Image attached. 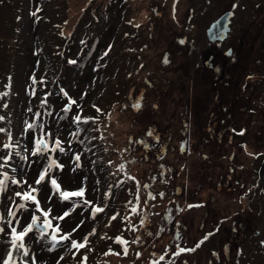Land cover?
Segmentation results:
<instances>
[{"label": "rangeland", "instance_id": "1", "mask_svg": "<svg viewBox=\"0 0 264 264\" xmlns=\"http://www.w3.org/2000/svg\"><path fill=\"white\" fill-rule=\"evenodd\" d=\"M83 3L0 0V39L9 40L0 47L2 145L19 141L13 151L31 148L43 125L65 152L32 158L30 168L23 165L26 178L32 182L51 157L63 165L51 170L62 190L82 187L83 199L104 207L93 219L80 198L74 206L53 196L54 214L73 209L53 221L61 228L58 239L79 225L73 236L78 242L87 236V246L76 250L62 242L53 249L49 231L44 239L26 237L30 255L37 264H154L171 247L172 234L185 231L200 240L190 264H264V142L243 144L250 152L237 156L225 153L210 130L215 90L222 89L217 100L225 106L243 99L236 89L264 92V0H112L81 13ZM228 11L233 41L218 51L206 32ZM230 42L239 62L226 56ZM217 73L233 84L213 85ZM71 100L77 103L65 112ZM114 104L120 106L113 119ZM27 124L37 127L25 131ZM11 164L19 169L22 162L14 157ZM36 187L47 202L50 181ZM13 191L21 188L9 185L0 193V213ZM30 215L23 211L21 223ZM8 240L0 234V255ZM20 256L13 253L15 264Z\"/></svg>", "mask_w": 264, "mask_h": 264}, {"label": "snow or ice", "instance_id": "2", "mask_svg": "<svg viewBox=\"0 0 264 264\" xmlns=\"http://www.w3.org/2000/svg\"><path fill=\"white\" fill-rule=\"evenodd\" d=\"M218 27H221L218 25ZM107 54V53H105ZM165 63L167 60L165 59ZM35 83V80L33 81ZM77 102L75 100H71L69 106L64 109L65 112L71 110L72 105H75ZM97 112H100L101 109L97 108ZM39 116V113L35 114ZM74 121L76 123L81 122V115L75 114ZM4 117H0V120H3ZM84 122H88L85 120ZM37 126L33 124H27L25 131L35 129ZM42 131L38 138H34L33 146L31 148L23 147V151H13L14 148L22 147L19 141L13 143H5L3 144V149L8 150L7 155L0 156V169H10L12 175H9L8 171L0 172V193L5 192V190L9 187V185H15L21 188V191H13L7 197L10 201L7 207L6 213H0V225H7V230L5 227L0 226V234L7 235L9 240L7 243L10 244V248L7 250L6 254L0 255V264H15L13 259V253H20V264H37V258L34 254L30 255L29 248L26 243V237L29 239L30 234H37L39 239H44L50 235V242L53 249L57 247L58 244L62 242H69L70 249H82L87 246V236L82 237V242H78L77 239L73 236L74 233L77 232L79 225H76L69 231L67 234H63L59 236L58 234L61 232V228L59 224L53 226L54 220H64L70 214V211L73 209H68L63 211L60 215H56L53 213V209L51 208V202L53 196L58 195L59 198H62L63 201H69L72 205H77V199L80 198L81 202L84 205L89 206L92 209V217L96 218V213L104 212V207L94 206L93 203L87 199H83L85 193L84 189L81 187L79 190H62L61 184L58 183L57 179L52 175L51 170L55 168H63V165L57 163L56 159H52L48 157L49 163L46 167L40 170L35 178H33L32 182H29L27 177V170L23 167L24 164L30 168L36 161L32 158L43 156L44 153L47 152H65V148L62 146L63 141L55 136L54 134L43 131V125L40 126ZM6 130L0 128V132H5ZM151 135V133H149ZM9 139L11 140V136L9 134ZM52 145L50 148L49 145ZM14 157H19L22 165L18 169L17 167H13L11 161ZM81 156L76 155L75 161H80ZM79 167V164L76 165ZM19 171L20 175L17 177V172ZM46 180L50 181V186L53 189L50 192L49 197L47 198V202L43 203L40 199H38V195L40 189L36 186L41 185ZM27 185L25 188L24 186ZM18 198V199H17ZM22 201V202H18ZM191 207V206H190ZM30 211V220L27 223L22 224L21 221L23 219V211ZM132 211H136L135 208ZM18 213H20L18 215ZM38 213V214H37ZM111 219H116L115 216H112ZM207 239V237H205ZM203 241H201L202 243ZM199 244L197 245V247ZM127 249H125V252ZM24 257H29L28 260L23 259ZM62 258V257H61ZM87 259L86 257L84 258Z\"/></svg>", "mask_w": 264, "mask_h": 264}, {"label": "flooded vegetation", "instance_id": "3", "mask_svg": "<svg viewBox=\"0 0 264 264\" xmlns=\"http://www.w3.org/2000/svg\"><path fill=\"white\" fill-rule=\"evenodd\" d=\"M233 41V33H232V23H231V31L229 32L228 38L223 41H217L215 43H211L212 45H216L218 51H220V47L226 41ZM229 47V50L226 52L227 57H231L234 54V46L233 42ZM237 48V47H236ZM242 48V45L239 47ZM230 51V54L227 53ZM239 55V52H236ZM214 56L211 55V60H213ZM237 62H239V58L237 56H233ZM213 67V65H211ZM252 75V73H251ZM251 75L246 76V84H249L253 79ZM215 81L213 85H218L219 82H224L220 85L222 88H229L231 86L228 78L226 76H222L217 73V76L214 75ZM249 87L244 88L241 92L239 89H236L235 92L239 95L241 99L238 103L233 106L230 105H218L220 101H218L217 97L221 96L222 89H218V94L216 90L211 94L213 97L214 105L211 110V114L213 117V121L210 125V130L213 132V139H219L220 143L226 146V148L222 145L225 153L231 150V154L239 156L243 152L248 154L249 149L242 148L243 144H247V147L254 148L257 146L260 147V144L263 145L264 142V92L260 90H254L255 92H251L249 94ZM264 91V89H262ZM242 95V96H240ZM251 102V103H249ZM233 130H236L235 132ZM256 132V133H255ZM229 149V150H228ZM237 158V157H236ZM228 160V158H226ZM237 160V159H236ZM229 161V160H228ZM264 164V160L261 164L259 171L260 185L264 194V183L261 178V169ZM172 244L171 247H168L166 251H164L163 255H159L155 257L154 264H190L189 260L200 250V240L199 238L191 241L189 238V233L187 232H177V234H172ZM199 246L197 247V245ZM183 257V258H181ZM191 257V258H190ZM189 262V263H188Z\"/></svg>", "mask_w": 264, "mask_h": 264}, {"label": "water", "instance_id": "4", "mask_svg": "<svg viewBox=\"0 0 264 264\" xmlns=\"http://www.w3.org/2000/svg\"><path fill=\"white\" fill-rule=\"evenodd\" d=\"M232 18L233 12L228 11L221 15L210 25L206 32L207 39L210 43H215L217 41L223 42L228 38L229 32L231 31ZM218 25L221 27H218ZM227 54L229 55L230 51ZM260 174L264 183V164L262 166Z\"/></svg>", "mask_w": 264, "mask_h": 264}, {"label": "trees", "instance_id": "5", "mask_svg": "<svg viewBox=\"0 0 264 264\" xmlns=\"http://www.w3.org/2000/svg\"><path fill=\"white\" fill-rule=\"evenodd\" d=\"M111 1L112 0H84V3H83V5L84 6H82L81 7V13H83V12H85V11H87L88 9H91V8H93V6H96L97 8H100V9H104V8H106L107 7V5L108 4H110L111 3ZM147 22V21H146ZM17 41V40H16ZM2 43L3 44H5V45H7V46H9V40L7 39V38H2V39H0V47H2L3 48V46H2ZM16 44V43H15ZM12 53H14V50L13 51H9V55L10 56H12ZM163 90L161 89V92H162ZM141 96H144L143 94H141L140 95V97ZM120 105L119 104H114L113 105V109L109 112L110 114H111V116H112V118L114 117V116H116V113H113V112H117V109H118V107H119ZM114 118H116V117H114ZM113 118V119H114ZM106 119L107 118H102V119H100V122H104V123H106L107 124V121H106ZM95 123H97V121H95ZM3 132H0V140H2L3 139ZM5 136V135H4ZM9 138V137H8ZM9 141H10V139H9ZM202 146H204V147H206L205 146V144H201ZM221 145H223V144H221ZM2 141H0V151L1 152H3V150H2ZM198 151H206V150H204L203 148L202 149H200L199 148V150ZM116 153H117V151H116ZM224 156H225V153H224ZM128 160V158H126V161ZM114 181H116L115 179H113ZM122 187V186H121ZM3 194H4V192L3 193H1V195H2V197H3ZM0 201H1V197H0Z\"/></svg>", "mask_w": 264, "mask_h": 264}]
</instances>
